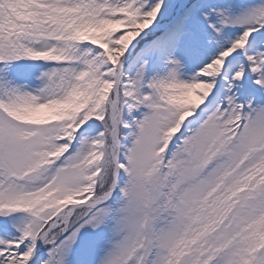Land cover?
I'll return each instance as SVG.
<instances>
[{
  "label": "snow or ice",
  "instance_id": "6c2138e0",
  "mask_svg": "<svg viewBox=\"0 0 264 264\" xmlns=\"http://www.w3.org/2000/svg\"><path fill=\"white\" fill-rule=\"evenodd\" d=\"M0 264H264V0H0Z\"/></svg>",
  "mask_w": 264,
  "mask_h": 264
}]
</instances>
